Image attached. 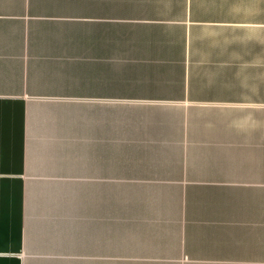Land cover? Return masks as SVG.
Returning a JSON list of instances; mask_svg holds the SVG:
<instances>
[{
    "label": "crops",
    "instance_id": "0c3cea01",
    "mask_svg": "<svg viewBox=\"0 0 264 264\" xmlns=\"http://www.w3.org/2000/svg\"><path fill=\"white\" fill-rule=\"evenodd\" d=\"M0 264H264V0H0Z\"/></svg>",
    "mask_w": 264,
    "mask_h": 264
}]
</instances>
